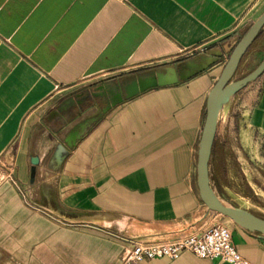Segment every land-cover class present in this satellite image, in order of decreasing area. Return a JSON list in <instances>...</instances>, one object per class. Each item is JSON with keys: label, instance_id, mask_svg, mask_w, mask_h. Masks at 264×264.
Instances as JSON below:
<instances>
[{"label": "crops", "instance_id": "1", "mask_svg": "<svg viewBox=\"0 0 264 264\" xmlns=\"http://www.w3.org/2000/svg\"><path fill=\"white\" fill-rule=\"evenodd\" d=\"M263 12L264 0H0V264H228L121 257L132 238L208 227L196 217L206 105ZM263 59L264 25L237 66ZM166 69L176 83L125 96ZM255 80L264 132V71ZM227 226L264 264V235Z\"/></svg>", "mask_w": 264, "mask_h": 264}, {"label": "rangeland", "instance_id": "2", "mask_svg": "<svg viewBox=\"0 0 264 264\" xmlns=\"http://www.w3.org/2000/svg\"><path fill=\"white\" fill-rule=\"evenodd\" d=\"M255 61L240 62L225 77V82L244 77L256 67ZM257 91L254 79L232 91L221 103L209 160V179L212 193L228 206L264 217V132L254 112ZM211 95L212 91L209 100ZM200 203L196 216H200L198 222H202L199 229L216 222L225 225L234 222L219 212L209 210L201 198ZM165 228L178 230L180 235L193 232L183 225Z\"/></svg>", "mask_w": 264, "mask_h": 264}, {"label": "water", "instance_id": "3", "mask_svg": "<svg viewBox=\"0 0 264 264\" xmlns=\"http://www.w3.org/2000/svg\"><path fill=\"white\" fill-rule=\"evenodd\" d=\"M264 25V12L256 22L240 38L233 49L228 62L212 88V95L206 105L205 120L199 140L197 154V186L203 203L209 210L221 213L232 219L236 224L246 229L264 235V217L253 212L240 210L228 205H223L213 198L209 179V160L216 133L218 113L223 100L232 91L239 90L246 83L258 77L264 71V59L258 66L244 77L225 82V77L237 66L248 40L255 35ZM177 82L176 74L171 70H158L154 74L132 80L126 86V97L134 96L142 91L156 86L169 85ZM119 99H122L120 94Z\"/></svg>", "mask_w": 264, "mask_h": 264}, {"label": "built area", "instance_id": "4", "mask_svg": "<svg viewBox=\"0 0 264 264\" xmlns=\"http://www.w3.org/2000/svg\"><path fill=\"white\" fill-rule=\"evenodd\" d=\"M7 177L17 184L14 177ZM21 194L26 195L24 189H21ZM40 210L43 209L40 208ZM231 234V229L227 225L216 222L200 232L179 235L166 240L135 237L126 242L121 259L124 262L161 257L176 259L187 250L199 257L218 258L228 264H253L237 250L232 242Z\"/></svg>", "mask_w": 264, "mask_h": 264}, {"label": "bare ground", "instance_id": "5", "mask_svg": "<svg viewBox=\"0 0 264 264\" xmlns=\"http://www.w3.org/2000/svg\"><path fill=\"white\" fill-rule=\"evenodd\" d=\"M229 94H230V93H229ZM229 94H228V95H229ZM228 95H227V96H228ZM213 198H214L216 201H218L219 203H221V204H223V205H227L225 202H223L222 200L218 199L217 196H216L214 193H213ZM242 208H243V207H242Z\"/></svg>", "mask_w": 264, "mask_h": 264}]
</instances>
